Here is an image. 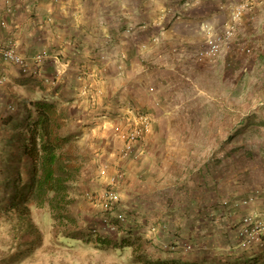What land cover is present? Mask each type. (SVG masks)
Listing matches in <instances>:
<instances>
[{
	"label": "crops",
	"instance_id": "1",
	"mask_svg": "<svg viewBox=\"0 0 264 264\" xmlns=\"http://www.w3.org/2000/svg\"><path fill=\"white\" fill-rule=\"evenodd\" d=\"M236 1L1 0L0 43L13 45L22 57L44 53L45 59L22 73L0 58V205L10 193L7 181L16 159L21 155L25 160L26 135L18 124L35 115L34 101L53 102L63 120L61 132L77 138L76 152L83 161L74 184L92 205L88 193L105 185L100 167L113 170L114 136L126 127L124 108L135 105L148 109L153 122L147 153L124 164L119 184L130 230L121 241L128 245L114 237L117 247L105 261L98 255L83 263L148 264L175 257L187 264L220 253L236 256L241 218L255 212L264 223V193L258 205L228 211L223 200L235 191L217 194L209 175L202 178L196 171L175 186L160 127L165 91L177 81L176 67L197 58L205 26L223 28ZM237 32L248 40H264V0L244 13ZM93 209L97 221L100 211ZM45 214L50 216L47 210ZM37 228L32 226L28 235ZM23 234L20 226H7L0 216V264L50 262L51 243L25 242ZM244 252V262L263 254L264 232Z\"/></svg>",
	"mask_w": 264,
	"mask_h": 264
},
{
	"label": "rangeland",
	"instance_id": "2",
	"mask_svg": "<svg viewBox=\"0 0 264 264\" xmlns=\"http://www.w3.org/2000/svg\"><path fill=\"white\" fill-rule=\"evenodd\" d=\"M212 30L219 32L222 27H212ZM201 40L199 50L205 43L204 37ZM246 46L250 52L243 49ZM194 57L197 58H193L192 63L176 67L174 89L165 91L166 101L162 102L161 113L165 120L160 127L166 134L162 145L167 148L164 157L168 161L170 182L178 187L180 181L192 177L200 163L207 161L211 175L222 181L220 187L236 191L259 189L264 193V40L245 39L236 30L228 47L215 58L204 59L197 54ZM118 132L114 136L118 143L114 161L123 166L126 174L124 164L131 158L119 160ZM234 133L235 136L228 138ZM146 139L148 151L151 140ZM238 146L240 148L230 149ZM244 150L251 154H245ZM80 161L82 166L83 159ZM182 175L184 178L180 180ZM71 193L83 213L76 225L69 227L74 238H64L65 226L47 216L44 208H33L30 212L31 224L38 228L23 238L51 243V261L45 264H84L83 258L92 261L98 255L105 261L112 247H117L114 237L121 241L126 239V234L109 233L111 238L102 243L98 231L88 232V226L99 214L93 209L94 203H88L76 186ZM127 226V221L121 225L123 230ZM97 229L103 231L100 225ZM96 241L99 245L94 244ZM109 242L113 243L108 245Z\"/></svg>",
	"mask_w": 264,
	"mask_h": 264
},
{
	"label": "trees",
	"instance_id": "3",
	"mask_svg": "<svg viewBox=\"0 0 264 264\" xmlns=\"http://www.w3.org/2000/svg\"><path fill=\"white\" fill-rule=\"evenodd\" d=\"M34 108L35 115L33 117H25V120L18 124L26 135L21 151L25 160H22L23 157L21 158V155L16 159L15 169L7 181L11 184L9 187L10 193L0 205V216L5 218L7 226H9L8 222H10V226H20L24 232V237L28 235L33 226L30 221V212H32L33 208H44L48 211L50 218L54 221H59L60 225L65 226L66 229L62 230H65L63 237L74 238L69 227L71 225L74 227L83 214L71 193L81 167L80 158L75 151L76 137L61 132L63 120L53 102L37 100L34 101ZM141 108L151 114L148 109ZM233 135L235 136V133L229 135L228 138H232ZM147 145L148 140L140 138L134 143L132 151L137 154L140 152L139 157L142 158V155L147 152ZM235 148L238 149L240 146L230 147L231 150H235ZM246 150H244L245 154H251L250 151ZM131 159L135 158L131 157ZM210 168V162L204 161L198 165L196 171H199V176L202 178L209 175L211 179L209 181L212 182L211 186L215 188L217 194L221 195L224 190L225 192L227 191V188L225 186L220 187L219 184L222 181L211 175ZM244 170L246 172V169ZM228 190L235 191L234 194H227L228 196H225L223 200L224 206L227 207L228 211L237 210L241 206L246 207L248 204L254 206L257 198L261 195L259 189L236 191L229 188ZM117 208L125 212L128 220L129 215L123 208L121 201H119ZM97 221L100 222L99 225H101L100 227L103 231L97 229V226H99ZM97 221L93 220V224L89 225L90 227L88 226V232L98 231L99 235L97 236H99L102 243L107 238H111L109 233L119 234L123 232L126 234L124 237H126L127 233L130 232L129 226L125 227L124 230L121 226H118V229L110 232L103 226L100 217L97 218ZM84 223L86 222L84 221ZM29 240L26 239L24 241L28 242ZM239 242L240 238L238 236L236 256L228 255L230 253H220L212 258L203 257L199 262L191 260L187 264H264V253L253 255L250 261L244 262L242 260V256L245 255L244 251L250 249L252 244L245 247L241 246ZM120 244L128 245L122 241ZM165 250L169 251L170 249ZM147 263L183 264L175 257L147 260Z\"/></svg>",
	"mask_w": 264,
	"mask_h": 264
},
{
	"label": "built area",
	"instance_id": "4",
	"mask_svg": "<svg viewBox=\"0 0 264 264\" xmlns=\"http://www.w3.org/2000/svg\"><path fill=\"white\" fill-rule=\"evenodd\" d=\"M262 1L237 0L232 5L228 19L219 32H215L211 27L205 26L204 47L197 51V55L200 58L213 59L224 51L235 36L244 13ZM243 49L246 52H250L249 47H244ZM0 58L14 64L20 72L28 73L32 68L38 67L43 63L45 55L44 53H37L30 58H25L16 51L13 45L0 43ZM118 58L119 64L122 65L125 56L122 54ZM123 120L126 127L117 133V138L121 142L118 149L119 160L129 159L131 157L137 158L140 152L138 154L133 153L134 143L140 138L144 139L147 137L152 127V116L141 107L128 105L124 108ZM112 169L109 172L107 165L100 167L99 174L105 179V185L96 193H88L89 199L100 211V219L103 222V226L110 232L115 231L118 229V226H121L123 222L127 221L125 212L117 208L120 201L119 184L125 176V170L118 161H114ZM153 229L151 227V230ZM261 232H264L263 221L255 212L247 213L241 218L240 225L237 229V235L240 238L239 244L245 247L249 246L259 239ZM190 248L191 246L189 244L185 245V249Z\"/></svg>",
	"mask_w": 264,
	"mask_h": 264
}]
</instances>
